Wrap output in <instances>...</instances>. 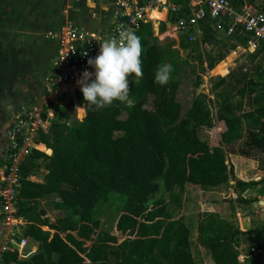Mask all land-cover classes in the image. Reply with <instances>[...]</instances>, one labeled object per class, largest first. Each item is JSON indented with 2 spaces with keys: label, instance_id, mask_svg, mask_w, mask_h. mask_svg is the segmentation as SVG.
Listing matches in <instances>:
<instances>
[{
  "label": "trees",
  "instance_id": "trees-1",
  "mask_svg": "<svg viewBox=\"0 0 264 264\" xmlns=\"http://www.w3.org/2000/svg\"><path fill=\"white\" fill-rule=\"evenodd\" d=\"M257 1L231 3L239 11L246 2L255 5ZM173 2L181 9L170 18L175 25L189 16V0ZM200 27L201 40L190 43L189 33L182 34L177 50L159 45L153 25L141 27L136 35L143 48V78L138 84L129 78L131 105L117 103L95 111L87 108L82 91L77 90L75 100L58 109V120L36 139L41 152L32 150L21 165L16 196L15 217L25 222L23 237L33 241L39 251L27 261L20 260L18 252L8 253L2 264H197L185 217L175 220L167 200L158 196L165 194L179 201L193 188L218 189L230 186L231 180L236 181L240 194L231 203L249 212L252 228L241 230L217 214H208L198 223L199 244L214 264H263L262 255L253 252L264 253L260 213L264 208L257 212L258 200L242 195L262 186L264 179L236 180L234 169L227 165L226 145L247 137L241 154L254 158L264 171V158L254 154H264V79L260 74L264 56L261 52L250 56L251 68L241 66L218 78L210 95L198 94L202 76L249 42V36L238 29L230 38L235 44L222 51L218 22L208 17ZM223 28L229 32V22ZM206 46L219 48L217 55L206 51ZM196 47L202 53L192 68L182 53H195ZM164 64L173 70L168 84L160 86L154 77ZM229 67L224 63L215 74L224 76ZM184 87L193 92L185 103L181 99ZM248 97L253 98L251 112L246 108ZM74 110L78 117L77 125L72 126ZM202 129L212 131L213 140H202ZM43 166L48 172L45 183L30 181ZM53 196L60 202L42 208L40 202ZM116 201L122 204V211L112 232L101 236L98 213ZM242 256L245 262L240 261Z\"/></svg>",
  "mask_w": 264,
  "mask_h": 264
},
{
  "label": "rangeland",
  "instance_id": "rangeland-1",
  "mask_svg": "<svg viewBox=\"0 0 264 264\" xmlns=\"http://www.w3.org/2000/svg\"><path fill=\"white\" fill-rule=\"evenodd\" d=\"M65 3L66 5H64L63 8L59 11L60 20L57 19V15H55L53 12L49 14V23H51L53 26L57 25L58 22H63L66 24V26L73 25L80 31L82 29H86V31L83 30L84 32H86V34L88 32L87 28L91 27V29L94 30L89 31V35L97 37L104 36L107 31L116 28V25L119 23V19L116 16L117 9L107 8V3L98 5L92 4L90 2L88 3V7H85L87 5L86 0H70L66 1ZM68 3H74L76 6H72V8H74L70 10L67 6ZM30 15V17H23V19L20 20L17 19V24L19 22L21 26L29 28L31 27L32 21L36 22L42 19V17L38 14L33 13L32 15V13H30ZM12 22L16 23L15 20ZM169 33L172 34V31L170 29L166 30L161 38L156 37L155 34V38L159 40V45H162V47L164 48L171 47L173 50L179 49L180 45L178 44V40L173 37V34L169 36ZM225 36H227V34H225V32L223 34L222 32V37L224 38L225 43L221 48L223 49L222 51L228 50L233 44V40L230 39L231 37L228 35V39H225ZM217 37H219V32L217 34ZM199 40L200 38L197 42H199ZM196 48L197 50L195 53H182L183 58L192 68L197 65L200 53H202V50H200L199 47ZM218 50L219 48L217 47L206 48V51H214L216 55L218 53ZM244 57L245 56H242V59ZM57 58L58 55L55 57V59H53L52 66H54ZM244 61L245 60H241V58L239 60H236V62L231 67L232 70L238 69L240 65L244 64ZM247 65L250 67V63H247ZM202 77L203 85L197 93L205 95H210L212 85L218 78H222L214 76L213 72L210 74H205ZM45 79V85L42 87V89L39 90L38 96L29 99L31 101H28V103L24 102L23 104H20L19 107L15 109V112L11 114V116L6 117L7 121L3 120L0 122V162L3 163V165L0 166V185L3 183V180L5 178H8L5 177L6 173H8L12 168V175L14 172H17V175L21 173L20 168L22 163L29 156L31 151L35 149V146H37L36 139L38 138V134L45 127L51 126L54 121L58 120V109L66 104L64 103V98L61 96L62 92L59 93L58 88L54 86V73L52 72V77H47ZM192 96V90L184 87L181 94L183 103L191 99ZM71 97L73 98V96ZM71 97L68 96L66 97V99ZM73 100H75V98ZM246 108L247 111H249L250 109H254L253 98H247ZM77 117V111L75 112L74 110L72 112V120L70 123L72 126L77 125ZM200 137L202 140L210 142L211 140H213L212 131L208 129H202L200 131ZM246 138L247 137H245L243 142L238 141L226 145L228 152L227 165L230 168L234 169L236 180H240L246 183L251 181L259 182L264 179V175L257 172V170H250L249 164H244L243 166L240 165L239 171H237V168L234 165L235 156H238L239 153L242 152V149H246L244 147ZM254 154L258 155L259 158H264V154ZM47 174L48 172L46 171L45 166H43V169L31 175L30 181L45 183V177ZM13 176L16 177L15 175ZM230 186L227 185L222 186L218 189L206 190L193 188L190 190V193L188 195H181L179 201L172 199L165 194H161L160 196H158V199L164 198L165 200H167L169 211L173 215L175 220H179L182 217H185L186 223L191 229L190 239L192 243V253L197 264H214L210 253L206 249L201 247L198 241L197 228L201 217L208 214H217L218 216L231 221L235 225V227L241 230L252 228V219L249 215V212L245 211L242 207L239 206V204L231 203V201H235L238 199V197H240V194L236 189V181L231 180ZM262 189H264V184H262V186L258 187L257 189L248 191L247 193L242 195L246 199L258 200L259 203H257V205L255 206L257 212H259L261 208H264V194L261 193ZM2 200L3 198L0 189V246L5 247L12 239H17L19 237L24 238L23 231L25 224L22 220L15 219L12 211H5L6 209H4V206H6V204ZM57 202H60V198L58 196H53L43 199L40 202V205L44 209H50ZM121 211L122 204L118 201L107 204L102 209H100L97 218L101 221L102 224L101 236H105L106 234L112 232ZM260 213H263L264 218V210H261ZM260 213H258V215ZM56 215L59 216L61 214L56 213ZM50 219L53 223L55 222L53 216H50ZM247 244L248 242L244 243V248H247ZM86 245H90V242ZM27 249L28 251H24V254L19 257L20 260L27 261L39 251L37 247L32 246H28ZM6 254L7 253L3 254V256ZM3 256L1 258V264ZM241 258L245 257H240V260ZM55 260H57V258H55Z\"/></svg>",
  "mask_w": 264,
  "mask_h": 264
},
{
  "label": "built area",
  "instance_id": "built-area-1",
  "mask_svg": "<svg viewBox=\"0 0 264 264\" xmlns=\"http://www.w3.org/2000/svg\"><path fill=\"white\" fill-rule=\"evenodd\" d=\"M93 1H106L117 9L116 16L119 19V23L116 28L110 29L104 36L95 37L88 33L86 34L83 30L80 31L73 25H68L61 29L60 32L48 35V38L56 42L59 47L58 58L53 66L54 85L58 88L59 93L62 92L61 96L64 98V103L73 100L77 90L81 91L78 81L83 78V73L85 71L94 73V69L89 66L88 60L95 59L100 54V43H103L105 39L118 38L119 32L123 30L137 33L143 25H153L154 29L158 28V20L152 17L154 11L165 12L169 20L172 16L181 12V9L174 4L173 0ZM188 9L189 16L171 27L173 37L176 40L179 41L182 34L189 33L188 41L196 43L202 35L200 23L206 21L209 17L210 20L217 21L219 27H223L224 23L229 22V36L234 35L238 29L242 33L247 34L249 36L248 51L253 54L261 52L264 56V12L259 8L254 5H247L238 11L231 3V0H189ZM260 74L264 79V62L261 65ZM68 96H73V98L66 99ZM37 146H35L34 150L37 149L38 151ZM12 169L6 174L5 177L8 178L3 180L0 189L2 201L6 204L4 206L5 211H12L15 217L17 212L16 196L18 189L21 187V176L20 173L17 175V172H14L13 175L16 176L14 177L11 174ZM15 219L17 218L15 217ZM29 244L30 240L28 238L19 237L12 239L5 247L0 246V264L3 254L18 252L19 256H21ZM253 253L262 255L264 264V253L257 251Z\"/></svg>",
  "mask_w": 264,
  "mask_h": 264
},
{
  "label": "crops",
  "instance_id": "crops-1",
  "mask_svg": "<svg viewBox=\"0 0 264 264\" xmlns=\"http://www.w3.org/2000/svg\"><path fill=\"white\" fill-rule=\"evenodd\" d=\"M65 2V0H0V122L6 120L7 116H11L20 104H23L24 102L28 103V101H31L29 99L38 96L39 90L45 85V78L52 77V61L58 55L59 47L56 42L51 41L48 38V35L50 33L60 32L63 27H66V24L58 22L57 25L53 26L49 23L48 16L53 12L57 15V19L60 20L59 11L64 5H66ZM90 2L98 5L107 3L106 1L86 0L87 5L85 7H88V3ZM246 3L245 6L252 5ZM263 5L264 0H259L254 6L261 10ZM67 6L72 10L74 8H72V6L76 5L74 3H68ZM106 7L114 8L108 3ZM30 13H32V15L33 13L38 14L42 19L36 21L37 23L32 21L31 27L29 28L21 26L19 22L17 24V19L20 20L23 19V17H30ZM158 13L165 14V18L162 20L157 19V24H159V26L154 29L156 37L161 38L164 33L162 32L163 26H166V30H171L173 25L170 23V20L167 19L165 12ZM13 19L16 23L12 22L14 21ZM87 29L88 34H90L89 31L94 30L91 29V27ZM82 30L86 31V29ZM200 30L202 32L201 27ZM218 32L219 37H217V39L223 46L225 43L224 38L222 37V32L223 34L225 32L227 36L228 32H226L223 27H219L217 29V34ZM171 35L172 34L169 33V36ZM227 36H225V39H228ZM232 43L235 44L234 40ZM207 47L209 46H206V48ZM252 55L254 54L248 51V45L246 47L239 46L235 52L230 54L228 58L219 64L212 72L214 76L225 78L235 71V69L232 70L231 67L236 60H239L240 58L241 60H245L244 64L240 65V67L246 65L247 68H251L252 66L250 65L249 67L247 63H249V58ZM242 56L245 57L242 59ZM224 63L227 66L230 65L228 73L224 76L216 75V69ZM253 110L254 109H250L248 112ZM243 151L244 149H242V152ZM51 156L52 155H49V157ZM259 159L263 158L260 157ZM244 164H249L250 170H257V172L264 175V171H261L259 168V162L254 158L243 156L240 152L238 156H235L234 161L237 171L240 170L239 166H243ZM32 182L44 184L35 181ZM23 223L25 224V222ZM29 246L37 247L31 240ZM26 251H28V249H26ZM244 260L245 258H243V262Z\"/></svg>",
  "mask_w": 264,
  "mask_h": 264
},
{
  "label": "clouds",
  "instance_id": "clouds-1",
  "mask_svg": "<svg viewBox=\"0 0 264 264\" xmlns=\"http://www.w3.org/2000/svg\"><path fill=\"white\" fill-rule=\"evenodd\" d=\"M100 45V54L88 60L94 73L85 71L78 81L87 108L100 111L117 103L131 105L129 78L132 77L135 84L143 78L141 38L132 31L123 30L118 38H107ZM172 70L169 64L159 66L154 82L167 85Z\"/></svg>",
  "mask_w": 264,
  "mask_h": 264
},
{
  "label": "bare ground",
  "instance_id": "bare-ground-1",
  "mask_svg": "<svg viewBox=\"0 0 264 264\" xmlns=\"http://www.w3.org/2000/svg\"><path fill=\"white\" fill-rule=\"evenodd\" d=\"M152 17H153L154 19L162 20L163 18H165V14H160V13H158L157 11H154V12L152 13Z\"/></svg>",
  "mask_w": 264,
  "mask_h": 264
}]
</instances>
